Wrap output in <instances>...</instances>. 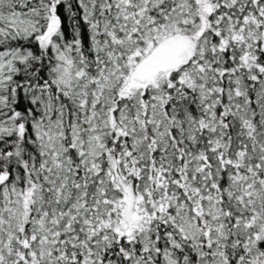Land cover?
<instances>
[{
  "label": "snow or ice",
  "instance_id": "1",
  "mask_svg": "<svg viewBox=\"0 0 264 264\" xmlns=\"http://www.w3.org/2000/svg\"><path fill=\"white\" fill-rule=\"evenodd\" d=\"M0 264H264V0H0Z\"/></svg>",
  "mask_w": 264,
  "mask_h": 264
}]
</instances>
